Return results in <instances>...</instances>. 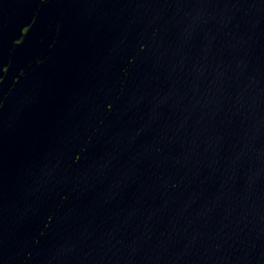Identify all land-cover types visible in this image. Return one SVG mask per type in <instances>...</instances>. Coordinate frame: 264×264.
Wrapping results in <instances>:
<instances>
[{
	"label": "water",
	"instance_id": "water-1",
	"mask_svg": "<svg viewBox=\"0 0 264 264\" xmlns=\"http://www.w3.org/2000/svg\"><path fill=\"white\" fill-rule=\"evenodd\" d=\"M0 264H264V0H0Z\"/></svg>",
	"mask_w": 264,
	"mask_h": 264
}]
</instances>
